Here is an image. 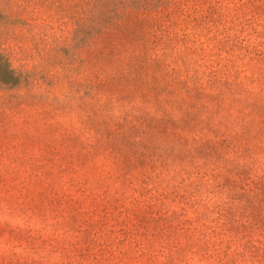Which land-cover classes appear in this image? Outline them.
<instances>
[{"label": "rangeland", "instance_id": "1", "mask_svg": "<svg viewBox=\"0 0 264 264\" xmlns=\"http://www.w3.org/2000/svg\"><path fill=\"white\" fill-rule=\"evenodd\" d=\"M174 1L0 0V264L203 256L190 238L224 221L222 164L142 119L184 116L202 91L262 94L264 23L236 33L180 15L163 42L140 11ZM214 110L219 132L231 112Z\"/></svg>", "mask_w": 264, "mask_h": 264}, {"label": "trees", "instance_id": "2", "mask_svg": "<svg viewBox=\"0 0 264 264\" xmlns=\"http://www.w3.org/2000/svg\"><path fill=\"white\" fill-rule=\"evenodd\" d=\"M185 1L175 0L160 9L145 7L140 11L142 17L138 21L148 18L149 13L155 11L156 36L159 35L163 42L167 41L163 34L167 37L170 34L171 39L177 35L176 31H172L176 30L174 26L179 23L176 18L180 15L187 24H199L201 18L207 25L205 27L212 28L211 23L215 21L216 30H234L236 33H258L256 27L264 23V0ZM249 94L225 96L202 91L186 100L184 116L174 119L171 113H163L157 116L156 121L152 117L142 119L144 124H156L157 132L165 133L168 140H182L188 145L187 150L196 151L200 157L198 161L207 163V167L216 159L222 164V183L226 188L223 196L224 221L210 228V240H203V237L192 233L190 239L203 249V256L181 257L178 258L179 264H193L194 259L201 264L200 261L207 259L204 256L221 264H264V90L262 94ZM216 108L231 112L219 116L218 124L222 127L219 132L211 122ZM197 114H202L206 122H198ZM198 211L194 208L196 214Z\"/></svg>", "mask_w": 264, "mask_h": 264}]
</instances>
